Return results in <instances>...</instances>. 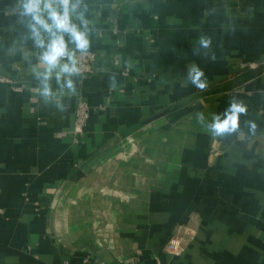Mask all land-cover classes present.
<instances>
[{
    "label": "crops",
    "instance_id": "crops-1",
    "mask_svg": "<svg viewBox=\"0 0 264 264\" xmlns=\"http://www.w3.org/2000/svg\"><path fill=\"white\" fill-rule=\"evenodd\" d=\"M85 3L93 70L45 99L0 0V264H264V0ZM233 100L239 128L214 136Z\"/></svg>",
    "mask_w": 264,
    "mask_h": 264
},
{
    "label": "clouds",
    "instance_id": "clouds-1",
    "mask_svg": "<svg viewBox=\"0 0 264 264\" xmlns=\"http://www.w3.org/2000/svg\"><path fill=\"white\" fill-rule=\"evenodd\" d=\"M21 22L25 24L33 46L39 49L38 64L33 66L35 78L40 83V95L45 99L54 93L51 80L55 77L61 89L75 93L76 83L73 77L80 75V56L87 55L91 47L90 21L87 19L88 5L85 0H19ZM78 21V23H77ZM199 45L209 48L211 39L201 36ZM215 60V56H212ZM188 79L200 90L208 87L203 70L192 64L188 70ZM243 103L233 100L224 112V118L214 115L209 125L214 136L232 133L239 128V117L246 113ZM202 119V114H199ZM252 129L255 125L252 124Z\"/></svg>",
    "mask_w": 264,
    "mask_h": 264
},
{
    "label": "built area",
    "instance_id": "built-area-1",
    "mask_svg": "<svg viewBox=\"0 0 264 264\" xmlns=\"http://www.w3.org/2000/svg\"><path fill=\"white\" fill-rule=\"evenodd\" d=\"M96 58V53L89 50L87 55L80 56V75L86 76L87 73L91 72L93 62ZM7 79L6 77H2ZM20 87H18L19 89ZM90 116V105L89 103L81 97L76 108V120H75V130L76 132H83L85 129L88 119ZM167 251L172 254H180L183 251V245L181 244L178 237L172 238L167 243Z\"/></svg>",
    "mask_w": 264,
    "mask_h": 264
}]
</instances>
